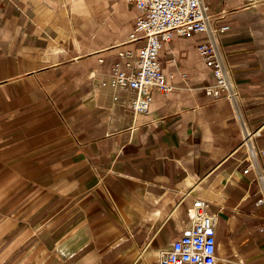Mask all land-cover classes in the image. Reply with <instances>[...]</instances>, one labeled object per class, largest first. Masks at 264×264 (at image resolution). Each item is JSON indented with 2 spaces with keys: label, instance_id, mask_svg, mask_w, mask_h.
Returning a JSON list of instances; mask_svg holds the SVG:
<instances>
[{
  "label": "crops",
  "instance_id": "0c3cea01",
  "mask_svg": "<svg viewBox=\"0 0 264 264\" xmlns=\"http://www.w3.org/2000/svg\"><path fill=\"white\" fill-rule=\"evenodd\" d=\"M238 95L211 97L196 51L174 35L159 61L173 90L150 111L113 82L138 9L128 0H0V264H151L215 214L218 264H264V205L239 116L259 128L264 170V0H208Z\"/></svg>",
  "mask_w": 264,
  "mask_h": 264
},
{
  "label": "built area",
  "instance_id": "2783aa9c",
  "mask_svg": "<svg viewBox=\"0 0 264 264\" xmlns=\"http://www.w3.org/2000/svg\"><path fill=\"white\" fill-rule=\"evenodd\" d=\"M138 9L135 26L129 40H143L134 50L121 54L124 66L117 62L113 82L128 86L135 91L130 108L147 114L152 102V88L163 94L173 90V84L166 81L159 55L163 43L174 35L188 36L204 32L206 38L196 45L202 62L212 73L213 82L204 89L211 97L226 96L238 113V95L234 88L223 50L217 34L229 28L228 25L214 27L208 0H128ZM241 126L240 145L245 149L247 166L244 173L253 171L260 185L256 204L264 205V170L259 161L262 150L256 146L259 128H250L238 114ZM193 222L184 228L182 234L160 251L151 264H218L216 256L215 214L206 200L196 197L192 202Z\"/></svg>",
  "mask_w": 264,
  "mask_h": 264
}]
</instances>
